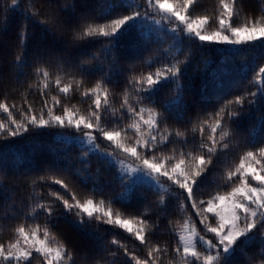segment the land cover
Masks as SVG:
<instances>
[{
	"label": "snow or ice",
	"instance_id": "1",
	"mask_svg": "<svg viewBox=\"0 0 264 264\" xmlns=\"http://www.w3.org/2000/svg\"><path fill=\"white\" fill-rule=\"evenodd\" d=\"M201 7L0 0V264H264V4Z\"/></svg>",
	"mask_w": 264,
	"mask_h": 264
},
{
	"label": "trees",
	"instance_id": "2",
	"mask_svg": "<svg viewBox=\"0 0 264 264\" xmlns=\"http://www.w3.org/2000/svg\"><path fill=\"white\" fill-rule=\"evenodd\" d=\"M215 3V0H200L201 4V9H198V11L202 10L203 8H208L211 10V6ZM249 7L250 8H257L259 5L264 4V0H248ZM19 21L14 20L12 24L10 25V31H9V36L13 39H15L17 35V28H18ZM238 61H229L227 65L223 64V62L217 57L215 58V63L212 64L208 68L209 74L213 72H218L221 71L223 68H228L229 70H233L238 68ZM203 68V65H201ZM197 84H199V78L196 81ZM77 101L74 99L72 100V103H76ZM55 131V130H52ZM64 145L61 144L60 142L56 141L54 137L51 136H41L36 143L29 144L27 142H22L21 144V151L24 153L25 157H29L32 155H35L36 157H40L41 155L45 156H50L51 155V150H55L57 152H60L63 149ZM35 150V151H34ZM73 160H75V157L77 155V150L73 149ZM23 164H27L28 161L27 159L22 162ZM79 167V165H76ZM96 165L93 163V168H95ZM104 178H107V174H105ZM76 187L77 191L81 196H84L88 194V190L85 186L80 185L78 182H76ZM28 193L26 191H20L17 193V197H27ZM177 219H179L177 217ZM60 230L65 231V232H71L72 230L68 228L67 225L61 224L60 225ZM123 232V230H120ZM10 233H8L6 230L0 231V239H6ZM158 237L161 240L168 241L170 243H174V234L173 235H168L166 233H158ZM123 236L126 238L128 236L127 233H123ZM138 244L139 242L136 241ZM129 246H131V242H129Z\"/></svg>",
	"mask_w": 264,
	"mask_h": 264
}]
</instances>
